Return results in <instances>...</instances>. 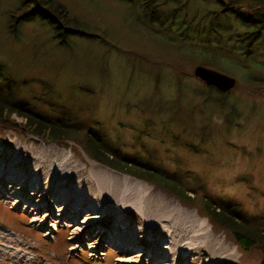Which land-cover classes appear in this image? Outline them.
<instances>
[{"label":"rangeland","instance_id":"1","mask_svg":"<svg viewBox=\"0 0 264 264\" xmlns=\"http://www.w3.org/2000/svg\"><path fill=\"white\" fill-rule=\"evenodd\" d=\"M54 1L94 31L72 35L63 45L57 43L46 23L37 20L20 22L10 33L6 30L7 13L16 3L0 0V73L8 75L5 79L14 99L43 116L57 117L63 111L73 120H81L86 131L102 137L137 167L175 172L173 178L186 188L202 184L205 194L217 204L236 203L242 213L264 227V28L246 47L249 41L243 39L244 24L229 14L210 21L217 29L215 34L205 29L199 38L190 39L187 32L174 29L175 22L170 28L165 18L162 23L167 31L158 24L144 25L135 7L122 0ZM176 1L174 8L181 2ZM202 2L206 3L198 0V5L207 10L220 8L212 0ZM168 11L169 6L160 17L168 18ZM178 17L177 12L175 21ZM191 17L194 26L206 24L199 21L200 12H189L187 19ZM196 66L233 77L234 88L220 94L205 87L192 76ZM13 120H0L1 146L15 144L27 153L52 147L67 156L69 165L77 164L84 175L96 164L120 179L126 176L149 187L152 195L166 200L167 207L204 219L202 230L210 233L207 243L186 252L176 264H206L201 259H207L209 251L220 243L221 250L212 254L213 258L223 257L217 264L259 262L258 250L253 246L241 250L230 231L210 223L194 205L183 204L158 187L91 160L70 140L51 142L27 134L20 128L21 120ZM145 121L150 126L148 134L161 135V139L142 134L148 130ZM1 195L0 190V264H129L121 261L151 249L137 235L132 241L122 239L136 251L118 250L109 238L100 240L93 250L83 238L86 234L72 240L70 232L78 222L92 219L90 214L76 219L79 210L57 211L58 205L65 206L60 201L53 204V214L45 225L39 226L38 218L32 222L26 212L12 207L16 201L6 204ZM29 197L23 194L15 199L26 205ZM121 220L122 231L137 227L133 224L136 219L133 222L125 216ZM100 224L112 234L108 224ZM163 239L159 246H166L164 251L169 253L172 242ZM148 260L146 257L143 262Z\"/></svg>","mask_w":264,"mask_h":264},{"label":"bare ground","instance_id":"2","mask_svg":"<svg viewBox=\"0 0 264 264\" xmlns=\"http://www.w3.org/2000/svg\"><path fill=\"white\" fill-rule=\"evenodd\" d=\"M3 156L4 158L0 160L1 197L6 204L16 201L12 207L26 212L32 222L38 218V225L44 226L49 215L53 214L51 209L53 204L63 201L65 206L61 208L58 205L59 209L55 207L57 211L62 212L64 209L67 212L71 208L79 210L76 219L81 218L82 214L92 216V219L90 217L84 219L78 222V226L70 228L72 240H77L81 235L86 234L87 237L83 238L94 250L98 248L100 240L109 238L118 250L125 249V252L136 251L132 243L123 241L126 237L132 241L133 236L136 238L139 236L140 241L142 238L150 244L149 251L142 249L139 253L137 251L127 256L128 261L121 262L176 264L177 259L184 257L186 252L207 243L210 233L202 230L206 225L204 219L198 220L196 213H184L175 206L167 207L166 200L162 196L152 195V189L140 185L136 180L126 176L120 179L121 177L113 172L92 163V169L90 168L91 170L84 175L78 170L77 164L69 165L67 156L61 155L49 146L27 153L15 144H10L8 148L0 145V158ZM9 190H13V193L10 194ZM87 191H90L89 194ZM23 194L30 196L26 205L15 199L17 196L21 198ZM43 214L46 215L42 217ZM134 215L137 221L133 224L137 227L132 231L127 228L122 231L121 219L128 216L134 222L135 219L132 218ZM118 218L120 221L117 220ZM97 220L108 224L112 234L105 232ZM196 223H200L197 230ZM162 239L172 242L169 244L171 246L169 253L164 251L166 246L164 248L159 246ZM221 245L220 243L218 247L212 248L207 259H201V263L223 262V257L217 255L213 258L212 255L221 250ZM146 257H149V260L144 263ZM226 257L232 256L226 254ZM163 259L166 263L157 261Z\"/></svg>","mask_w":264,"mask_h":264},{"label":"trees","instance_id":"3","mask_svg":"<svg viewBox=\"0 0 264 264\" xmlns=\"http://www.w3.org/2000/svg\"><path fill=\"white\" fill-rule=\"evenodd\" d=\"M14 1L16 3L14 9L7 13L8 22L6 30L10 31V33L15 31L20 22L37 20L46 23L53 31L54 39L58 40L57 43L63 45L72 35H86L83 33L94 31L86 28L83 23L71 18L72 16L68 14L69 12L66 8L54 0ZM122 1L135 7L137 16L142 20L144 25L151 26L152 23L158 24L160 28L167 31L165 28L167 25L164 26V22L162 23L165 18L170 28L175 22L174 29L183 33L187 32L186 35L190 39L192 36L199 38L200 31H204L205 29L215 34L217 29L210 24V21L217 19L223 14H229L236 21L244 24L245 34L243 39L248 38L249 41L246 47H249L250 42L259 38V34L264 28V0H226L224 2L212 0L220 8L210 10L202 6L206 3L202 2V0H199L202 5H198V0H181L180 4L175 8L174 6L177 4L176 0ZM195 3L197 4L195 5ZM168 6L171 10L168 11V18H161V12ZM195 6V10L191 11V8ZM200 6L204 13L200 10ZM177 12L179 17L175 21ZM189 12H200L202 17L199 21L206 24L194 26L192 17L191 19H187ZM183 40L186 39L184 38ZM199 42L204 43L203 40ZM209 60L215 59L211 58ZM5 76L7 77L8 75L0 73V120L11 122L14 121L13 117H17L21 120V124H19L20 128L27 134L51 142L70 140L78 144L91 160L158 187L183 204L194 205L210 223L228 231H238L252 238L255 241L253 248L258 250L261 255L257 264H264L263 224L251 220L242 213L240 205L236 203H233L231 206L228 204L226 206L217 204L205 194L202 184L199 183H196L192 187H183L180 182L173 178L175 172L169 174L157 169L147 170L139 166L137 167L134 160L112 149L114 147L110 144H105L102 137L97 134L91 135L89 130L86 131L81 120H73L68 116L69 114L66 115L63 111L61 112V116L58 115L59 117L52 118L47 115V117L43 116L39 112H34L27 104L14 99L11 85L7 78L5 79ZM144 126L146 127L145 129H148L142 133L144 136L150 138L153 135L157 139H161L159 138L161 135L158 137L152 132L148 134L150 126L146 121L144 122ZM189 194L192 195V198L188 196Z\"/></svg>","mask_w":264,"mask_h":264},{"label":"water","instance_id":"4","mask_svg":"<svg viewBox=\"0 0 264 264\" xmlns=\"http://www.w3.org/2000/svg\"><path fill=\"white\" fill-rule=\"evenodd\" d=\"M192 76L205 87H211L220 93H228L235 86V80L233 77L202 66L194 67L192 70ZM230 234L239 248L243 251H246L255 243L252 238L238 231H231Z\"/></svg>","mask_w":264,"mask_h":264}]
</instances>
